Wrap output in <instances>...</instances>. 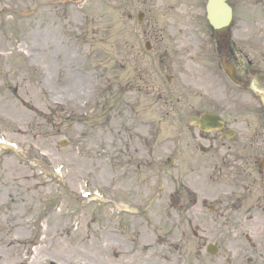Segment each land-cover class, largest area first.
Segmentation results:
<instances>
[{
	"label": "rangeland",
	"instance_id": "1",
	"mask_svg": "<svg viewBox=\"0 0 264 264\" xmlns=\"http://www.w3.org/2000/svg\"><path fill=\"white\" fill-rule=\"evenodd\" d=\"M227 2L240 55L264 71V0ZM205 3L0 0V139L14 146L0 147V243L14 242L0 264H264L263 179H218L248 184L255 208L207 171L166 169L209 100L185 91L189 64L208 62Z\"/></svg>",
	"mask_w": 264,
	"mask_h": 264
},
{
	"label": "flooded vegetation",
	"instance_id": "2",
	"mask_svg": "<svg viewBox=\"0 0 264 264\" xmlns=\"http://www.w3.org/2000/svg\"><path fill=\"white\" fill-rule=\"evenodd\" d=\"M220 47L224 51L222 54L212 57L204 67H195L187 89L190 92L198 90L201 96L209 98L201 101L200 109L190 115V119L206 112L219 116L222 126L207 133L195 127L187 135L179 136L173 152L175 160L185 165L188 174L211 171L219 176L237 173L264 176V71L251 69L256 65L238 56L233 47ZM223 64L231 70L233 81L223 72ZM205 68L207 73L202 72ZM204 76H209L216 86L211 95L205 88L208 81ZM247 185L239 188L242 201H249L253 196L254 190Z\"/></svg>",
	"mask_w": 264,
	"mask_h": 264
},
{
	"label": "water",
	"instance_id": "3",
	"mask_svg": "<svg viewBox=\"0 0 264 264\" xmlns=\"http://www.w3.org/2000/svg\"><path fill=\"white\" fill-rule=\"evenodd\" d=\"M207 11L209 20L214 27L225 26L229 22V10L223 4L224 0H208Z\"/></svg>",
	"mask_w": 264,
	"mask_h": 264
},
{
	"label": "bare ground",
	"instance_id": "4",
	"mask_svg": "<svg viewBox=\"0 0 264 264\" xmlns=\"http://www.w3.org/2000/svg\"><path fill=\"white\" fill-rule=\"evenodd\" d=\"M4 241L2 243H0V247L4 248V249H9L11 247H9L11 244H13V239L9 238V236H2Z\"/></svg>",
	"mask_w": 264,
	"mask_h": 264
}]
</instances>
